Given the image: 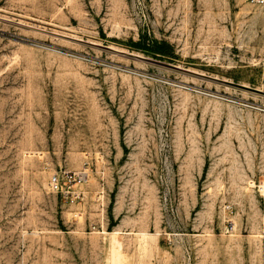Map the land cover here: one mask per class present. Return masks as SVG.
Here are the masks:
<instances>
[{
	"label": "rangeland",
	"instance_id": "374dc122",
	"mask_svg": "<svg viewBox=\"0 0 264 264\" xmlns=\"http://www.w3.org/2000/svg\"><path fill=\"white\" fill-rule=\"evenodd\" d=\"M262 185L257 8L0 0V264H264Z\"/></svg>",
	"mask_w": 264,
	"mask_h": 264
},
{
	"label": "built area",
	"instance_id": "2783aa9c",
	"mask_svg": "<svg viewBox=\"0 0 264 264\" xmlns=\"http://www.w3.org/2000/svg\"><path fill=\"white\" fill-rule=\"evenodd\" d=\"M250 5L257 8L259 11L264 13V0H245ZM72 177L77 183H83L86 178V172H79L77 174H66L61 176L58 173H54L51 175L49 179V187L55 193H61L63 196L67 198H71L72 201H75L79 197H81V191L79 190H71V182ZM264 185L261 186L263 188Z\"/></svg>",
	"mask_w": 264,
	"mask_h": 264
},
{
	"label": "bare ground",
	"instance_id": "6f19581e",
	"mask_svg": "<svg viewBox=\"0 0 264 264\" xmlns=\"http://www.w3.org/2000/svg\"><path fill=\"white\" fill-rule=\"evenodd\" d=\"M118 239H117V236L116 235H113L112 236V243H113V245L115 246L116 244H118Z\"/></svg>",
	"mask_w": 264,
	"mask_h": 264
}]
</instances>
